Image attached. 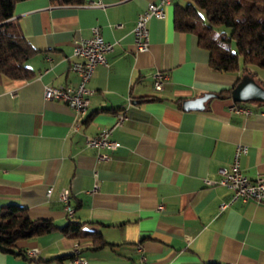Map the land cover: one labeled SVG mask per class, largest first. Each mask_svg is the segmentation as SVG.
<instances>
[{
	"label": "crops",
	"instance_id": "crops-1",
	"mask_svg": "<svg viewBox=\"0 0 264 264\" xmlns=\"http://www.w3.org/2000/svg\"><path fill=\"white\" fill-rule=\"evenodd\" d=\"M158 1L14 5L11 20L36 52L25 62L31 78L0 73V207L15 203L31 218L63 226L68 218L58 194L66 188L73 218L107 244L97 247L56 229L18 241L24 256L0 251V264H74V255L87 264H264V201L235 200L221 209L231 190L205 182L220 177L238 143L247 147L243 173L264 178V102L221 96L201 110L182 107L231 88L245 74L264 89V69H212L197 36L174 28L175 7L190 0H169L165 16L147 23L148 49L136 51L137 15ZM93 26L113 49L87 84L93 93L86 113L75 117L64 102L44 99L43 89L77 84L70 69L73 41L90 37ZM156 71L168 75L161 90L153 87ZM233 104L251 113L235 112ZM120 112L127 117L110 134L120 146L88 147L86 137L111 127ZM100 152L110 157L98 159ZM33 248L38 252L30 255Z\"/></svg>",
	"mask_w": 264,
	"mask_h": 264
},
{
	"label": "trees",
	"instance_id": "trees-1",
	"mask_svg": "<svg viewBox=\"0 0 264 264\" xmlns=\"http://www.w3.org/2000/svg\"><path fill=\"white\" fill-rule=\"evenodd\" d=\"M19 1L22 0H0V73L10 78L29 79L33 73L25 62L36 50L23 35L19 22L11 20L14 5ZM50 2L80 4L84 0ZM173 24L177 31L197 36L198 45L208 51L209 64L214 70L237 72L249 66L264 69V0H190L185 6L175 7ZM220 27L230 28V33ZM240 80L241 77L217 95L230 97ZM67 218L66 224L58 226L51 219L31 218L26 208L18 204L3 205L0 207V251L24 256L15 248L18 241L56 229L71 237L90 238L97 247L107 244L99 232L82 229L73 216Z\"/></svg>",
	"mask_w": 264,
	"mask_h": 264
},
{
	"label": "built area",
	"instance_id": "built-area-1",
	"mask_svg": "<svg viewBox=\"0 0 264 264\" xmlns=\"http://www.w3.org/2000/svg\"><path fill=\"white\" fill-rule=\"evenodd\" d=\"M169 0H159L158 2H150L147 7L138 13L135 25L133 27V43L136 51H145L149 46L147 23L151 18H163L165 16V6ZM113 49V43L107 41L101 34L99 27H91V35L88 38H79L73 41V60L70 63V69L77 75L78 81L76 85H46L43 89V97L46 100H59L68 105L73 111L75 117H82L89 105V96L93 90L88 88L87 84L90 81L96 67L98 65L107 64V54ZM168 75L164 71H156L153 74V87L156 90L163 88L164 81ZM130 103V98L127 99ZM231 109L235 112H243L250 114L251 111L243 106L233 104ZM126 113H118L113 125L104 129L92 137H86L85 143L88 147H93L98 150L103 149L106 151H114L120 143L111 139L110 134L114 128L121 125L126 119ZM247 147L241 143L235 146L231 163L228 167L219 169V178L217 180L206 179L207 185L225 186L231 190V197L229 201H224L220 204L223 209L229 203L235 200L247 201L254 200L256 202L264 201V178L257 175L255 178L250 179L246 176L240 167V157L245 154ZM98 159H108L110 154L105 152L98 153ZM94 177H97V172L94 171ZM97 185H94V189ZM52 187H48L47 194L50 195ZM69 190L66 188L61 189L58 194L59 201L63 204L66 216L71 218L74 213L73 207L69 204ZM162 206L159 205V208ZM139 258L143 262L145 255L140 246H138ZM37 249H29L30 255L37 254ZM71 262L74 264H87L77 255L72 257Z\"/></svg>",
	"mask_w": 264,
	"mask_h": 264
},
{
	"label": "water",
	"instance_id": "water-1",
	"mask_svg": "<svg viewBox=\"0 0 264 264\" xmlns=\"http://www.w3.org/2000/svg\"><path fill=\"white\" fill-rule=\"evenodd\" d=\"M211 97H220L216 93H204L203 95L183 101L182 107L185 110H201L205 106V102ZM231 97L235 101H260L264 102V89L257 84L254 79L245 74L231 93Z\"/></svg>",
	"mask_w": 264,
	"mask_h": 264
},
{
	"label": "rangeland",
	"instance_id": "rangeland-1",
	"mask_svg": "<svg viewBox=\"0 0 264 264\" xmlns=\"http://www.w3.org/2000/svg\"><path fill=\"white\" fill-rule=\"evenodd\" d=\"M201 12V14L203 15L204 14V12L203 11H200ZM219 29H224V30H226V32L229 34L230 33V28H227V27H220ZM234 44V42H232V45Z\"/></svg>",
	"mask_w": 264,
	"mask_h": 264
},
{
	"label": "bare ground",
	"instance_id": "bare-ground-1",
	"mask_svg": "<svg viewBox=\"0 0 264 264\" xmlns=\"http://www.w3.org/2000/svg\"><path fill=\"white\" fill-rule=\"evenodd\" d=\"M120 113H122V112H120Z\"/></svg>",
	"mask_w": 264,
	"mask_h": 264
}]
</instances>
